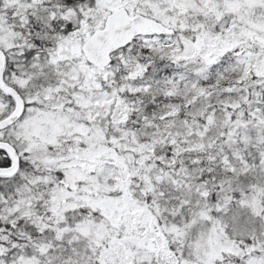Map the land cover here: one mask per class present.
I'll use <instances>...</instances> for the list:
<instances>
[{
    "label": "snow or ice",
    "instance_id": "snow-or-ice-1",
    "mask_svg": "<svg viewBox=\"0 0 264 264\" xmlns=\"http://www.w3.org/2000/svg\"><path fill=\"white\" fill-rule=\"evenodd\" d=\"M0 264H264V0H0Z\"/></svg>",
    "mask_w": 264,
    "mask_h": 264
}]
</instances>
